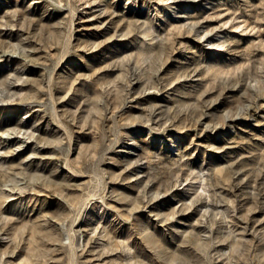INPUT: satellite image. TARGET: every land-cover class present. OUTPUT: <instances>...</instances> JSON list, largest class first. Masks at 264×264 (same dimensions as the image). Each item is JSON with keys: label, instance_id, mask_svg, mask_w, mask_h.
I'll list each match as a JSON object with an SVG mask.
<instances>
[{"label": "rangeland", "instance_id": "obj_1", "mask_svg": "<svg viewBox=\"0 0 264 264\" xmlns=\"http://www.w3.org/2000/svg\"><path fill=\"white\" fill-rule=\"evenodd\" d=\"M0 264H264V0H0Z\"/></svg>", "mask_w": 264, "mask_h": 264}]
</instances>
